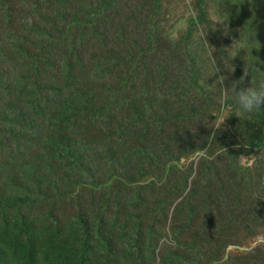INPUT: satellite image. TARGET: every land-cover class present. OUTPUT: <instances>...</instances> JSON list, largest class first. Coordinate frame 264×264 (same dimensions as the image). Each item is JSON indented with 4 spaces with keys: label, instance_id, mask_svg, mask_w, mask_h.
<instances>
[{
    "label": "rangeland",
    "instance_id": "1",
    "mask_svg": "<svg viewBox=\"0 0 264 264\" xmlns=\"http://www.w3.org/2000/svg\"><path fill=\"white\" fill-rule=\"evenodd\" d=\"M122 1H125V4L122 2L123 9L110 7V16L117 18V13L123 11V31L112 29L109 19H100L102 23L96 27L91 13L95 5L91 2L94 0H51L46 3L43 0L0 1V70L6 73L5 81L11 89L8 94L0 96V264H172L179 260L169 250L176 236L175 232L173 239L172 232L178 230L170 220V212L178 199L171 205L169 216L154 220L156 236L144 238L147 229L144 227L143 232L131 240L122 222L126 221L128 228H132L138 219L137 214L131 215L130 207L119 212L123 203L118 207H109L104 214V217L107 216L105 221L98 220L94 201L98 203L100 195L96 192L100 189L94 188L97 184L104 188L109 180L117 179L131 184L134 188L130 193L137 197L138 193L147 191L145 186L149 188L154 184L156 188L160 181L175 183L188 173L184 194L188 191L193 175H196L198 152L188 153L189 148L184 147V143L191 140L188 134L191 131L190 122L187 119L184 121L186 111L192 106L190 97L193 91L189 85L184 83L185 89H180V85L175 88L179 94L174 88L170 89L172 100L180 108L174 112L170 110L168 113L173 114L167 113L166 119L162 116L165 109L143 108L148 93H159L155 84L149 85V90L133 88L132 92L139 94L135 102H130L128 97L117 103L109 112L118 123L126 119L128 127L113 140L124 148L112 146L105 153L98 151L111 142L104 134V123L95 122L104 120L102 116L94 120V129L87 132L72 127L53 131L54 135L67 136L72 140L70 150H63V155H57L53 154L54 147L51 146L56 139L52 136L56 125L46 124L38 134L35 125L28 124V119L35 117L34 113L39 110H30L35 93L43 97L42 92L48 89L41 85L34 91V66L43 70L42 74L46 73L41 77L37 75L42 80L48 70L64 71L63 57L73 47L76 49V59L71 66L73 79L110 81L116 87L115 82L124 80L128 84H139L146 77L145 61L150 62L154 71L156 59L164 58L165 52L169 59L182 50L197 52L206 69L210 67L216 73L231 64L230 70H238V75H244L243 69H252L253 60L260 64L264 59L259 62L255 56L257 46L252 33L241 30L236 34L228 27L230 21L220 25L224 19H218V12L224 9L233 11L236 8L234 5H222L218 0H202L208 17L199 29L205 38L197 40L190 37L187 44L180 46L176 42L178 32L183 30L190 13L195 12L194 5L200 0ZM158 4H161L159 9ZM155 9L156 28L153 27L155 20L144 18L145 14H151ZM261 13L264 15V12ZM213 20L218 21L212 23ZM144 29L155 31V41L147 39ZM43 32L56 40L55 33L64 34L63 42L54 47L57 53H48L39 43L43 42ZM146 39L147 45L152 47L149 54L143 51ZM135 65L138 72L129 77L126 68ZM176 71L177 68L171 66L165 69L166 75ZM224 88L221 85V89ZM218 93L219 89L211 86L200 92L193 103H202L201 112L207 105L216 106V100L220 102ZM230 94L231 91H228V97ZM39 102L41 106H46L44 102ZM228 106V103H221L217 110L223 109L233 115ZM4 114H9L7 120H2ZM41 115L45 117L46 113L41 110ZM232 115L229 117L237 125L240 117ZM83 122H88V119L84 118ZM20 123L25 128L15 130L14 125L19 126ZM239 128L243 130L242 125ZM194 142L190 143L193 145ZM246 158V155L242 156L239 165L228 166L221 161L218 168L230 170L233 179H236L248 172L240 167L248 162ZM39 161H45L44 168H36ZM189 161H192L190 172L187 170ZM202 164L200 162L199 167H204ZM259 171L260 185L264 186V165ZM244 177L247 182L251 180L249 176ZM247 182L245 187L236 185L235 196L231 199L236 214L228 216L224 213L230 221L226 224L228 230L225 235L235 240H211L208 245L195 246L190 252L191 264H224L226 259H231L232 264H264V225L259 219L264 216V205L259 203L263 192L259 185ZM121 188L113 186L110 192L120 196ZM162 190L168 191V188L159 184L156 192L148 191L150 203L156 200L154 194ZM146 212L152 220L155 213L150 215L151 204ZM196 216L200 220L203 218L199 208ZM181 218L179 214L176 224H183ZM148 222L145 219V224ZM201 224L198 222L197 226ZM188 227L191 228V225ZM188 238L187 234L183 237L195 242V235ZM183 239L177 241L181 243ZM228 241L232 243L226 245ZM148 242H153V249ZM164 245L165 250H162Z\"/></svg>",
    "mask_w": 264,
    "mask_h": 264
},
{
    "label": "trees",
    "instance_id": "2",
    "mask_svg": "<svg viewBox=\"0 0 264 264\" xmlns=\"http://www.w3.org/2000/svg\"><path fill=\"white\" fill-rule=\"evenodd\" d=\"M0 1L3 2V0ZM43 1L46 3L51 0ZM218 1H220L222 5L227 4L236 6L233 11L223 8L224 10L218 12L220 15L218 19H224L220 25L223 26L225 23L228 24V21H230L231 24H228V27H230L229 29L236 31V34H238L241 30L249 32L248 34L252 33V39L255 36L253 42H255L257 46L255 48V56L259 62L263 61L264 15L261 12H264V0ZM122 2L125 4V1L122 0H94V2H91L93 5L95 4L94 10L91 13L96 27L100 26L102 23L99 21L100 19H109L111 21L112 29H120L123 31L124 26L121 23V15L123 11H119L117 13V18H112L110 16V7H116L117 10H121L123 9ZM159 5L161 4H158L157 9L160 8ZM204 7L205 2L202 0L196 2L193 8L195 12L190 13V17L187 19L185 27L183 30L178 32L179 39L176 41L178 45L183 46L187 44L190 37L197 40L202 39L199 25H203V21L208 17ZM157 9H155V11L151 14H145L144 18L155 20L154 17L157 16ZM217 21L218 20H213L212 23ZM157 23V20L153 22L154 28L157 27ZM50 27L54 32V28L52 26ZM164 32L168 36L167 31L164 30ZM143 33L144 35H147V39H154L155 41L154 30L144 29ZM55 36L58 40L47 37L46 33L43 32V42L39 41V43L43 45L42 47L50 54L57 53V50L54 49L55 45L63 42L61 40L65 39L63 33L57 32L55 33ZM229 36L232 38L230 33ZM147 39L143 51L149 54L152 47L147 45ZM182 39H185V41H182ZM45 41H47V43ZM235 42H237V39ZM75 50V48L70 47V51L65 53L63 63L66 65V68L64 71H58L54 68L51 72L48 70L47 76L43 80L38 79L37 75L41 77L46 73L42 74L43 70L41 71L37 65L34 66V72H36V79L32 82V85H34V91L41 87V85L47 86L48 89L42 92L44 93L43 97H39L40 93H35L36 96L30 105V110L33 112L34 109L39 110L34 113L35 117L28 119V124H34L38 134L41 130H43L42 128L46 124L56 125L52 129V136L56 137V139L51 143V146L54 147L52 150L53 154L57 153V155H63V150H70L72 144V140L70 138L67 136L60 137L58 135H54L53 131H63L66 127H72L75 129H82L87 132L94 129V120H97L102 116L105 117L104 120L95 122L98 124L104 123L106 132L103 133L107 134V136L111 139V142L99 148L98 151L105 153L106 151L111 150L112 146H120L124 148V145L116 144L118 142L114 141L113 138L114 136H118L122 130L128 127V122L126 119H122L118 123L117 120L113 118V114L109 111L111 110L112 112L114 110L113 107L117 103L128 97H130V102H135L139 94L133 93V88L140 87L144 90H149V85L154 86V84L156 90H159V93H148L145 99L144 96H141L146 103L143 108L150 109L151 107L153 110L165 109L162 114L164 119H166L167 113L170 110L173 109L172 112H174L175 109L180 108V105H175L172 100V90L170 89L174 88L173 90L179 94V90L175 88L180 85V89H183L184 83L189 85L193 91L190 97L192 106H190L191 109L188 108L186 111L187 116L184 118V121L187 119L190 122L189 125L191 127V131L188 132V134L191 137V140L189 143H184V147L189 148L190 151L188 153L194 150L199 151L201 149H206L207 147L206 157H197L196 175H193V183L190 185V188L185 194L184 189L187 186L186 177L188 173L175 183L160 181L159 184H161L162 187H167L168 191L162 190L158 192V194L155 193L154 196L156 200L153 203H150L151 199L148 197V191L156 192L159 184L156 188H154V184L150 185L149 188L145 186L144 189L147 191H144V193H138L137 197L132 196L130 191L133 186L125 181L111 179L104 185V188H102V185L97 184L94 188V190L100 189V191L96 192L100 195V198L96 201L98 203H95L94 201V209L97 211V219L105 221L107 216L104 217V214L109 207H113V205L118 207L124 203V206L121 209H118L119 212L130 207L131 215L136 213L138 216L135 224H132V228L130 229L128 228L126 221L122 222L125 224L131 240H134L137 234L139 235L143 232L144 227H147V229L143 237L150 239L152 236H156V233L154 232V228H156L154 220L169 216L168 213L171 205L178 199L170 212V220L172 224L178 227V230L172 232V238L174 239L175 232L176 236L173 245L169 246V250L173 252L176 259L179 260H177L178 262H172V264H183L184 260L185 264H191L192 259L190 252L195 246L198 247L200 244L208 245L211 240H235L230 236L225 235L228 230L226 228V224L230 221L224 213L228 216L234 215L235 208L233 207L231 199L235 196L236 185L240 187L246 186L247 181L244 176H249L251 178V180L247 183L260 186L263 196L260 198L259 203L264 205V186L260 185L262 179L259 178V170L262 165H264V107L255 110L251 114L246 113L239 116L240 118L237 125L234 120L229 117L231 120L230 124L229 118H227L224 125L220 126V129H214L221 112L217 109H219V105L221 103H228L230 112H232V116H234L235 113L239 111L235 98L231 92L227 101L222 102L224 96L223 91L225 88H227L228 91H231L230 84H232L235 80H239L242 76H244L243 86L249 85L255 87L261 80H264V62L259 64L252 59V69H243L246 76L243 74L238 75V70H235L234 68L230 70L231 66H233L231 64L223 66L222 70L215 73L210 67L206 69L207 66L202 64L201 56L197 52L193 53L190 50H182L179 55L173 56L170 59L166 57L167 52H165L164 58L158 57L156 59L157 65L154 71L150 66V62L145 61L144 72L146 77L143 78L139 84H128L126 80H124V82H115L114 84L116 87H114L110 81H97L93 78H91L92 80L90 81L85 79H73L71 66L76 59L74 56ZM216 58L219 59L218 56H216ZM168 66H171L172 68L176 67L177 71L175 73H171V75H166L165 69ZM126 71L129 77L134 76V74L138 72L137 65L127 67ZM5 76L6 73L0 70V96L6 95L11 91L9 83L5 81ZM8 76L10 77V75ZM23 76L24 78H27L26 74ZM221 78H224V89H221V85L218 83ZM211 86H216L219 89L218 100H220V102H217L216 100V106L207 105L201 112H199L201 110L202 103L196 102L195 105L193 102L195 98L199 96L200 92ZM239 86L240 85H238V87ZM39 100L44 102L46 106H41ZM41 110L46 113L45 117H42ZM31 113L32 112H29L28 114ZM8 115L9 114H4L2 120H7ZM195 116H197L198 119ZM84 118H87L88 122L84 123ZM13 120H15L14 117ZM241 125L243 130L239 128ZM14 128L16 130V128L21 129L25 127L20 123L19 126L14 125ZM213 131H215V133H213ZM145 134L146 133H144V135ZM192 140H195L193 145L190 143ZM244 144L248 145L247 149H245ZM236 145H239L240 147L237 148L235 147ZM245 155L247 156L246 159H248V162L246 163L247 165H241L240 167L244 171L248 172L239 175L236 179H233L230 170L226 168H218V164L221 161L226 163L228 166L230 164L239 165L240 158ZM200 162L203 163L202 165L204 167H199ZM190 163H192V161H189L188 163L187 170H189V172L191 168ZM45 165V161H39L36 168L41 169L44 168ZM113 186H122L120 196H114L111 194L110 190ZM134 191L135 190L132 192ZM174 194L176 195L172 196ZM150 204L152 208L150 215L155 213L152 220L148 217V212H146L147 207ZM198 208L203 215L201 220L198 216H196ZM123 213H126V211H123ZM262 213L264 215V208ZM179 214L182 216L180 220L183 224H176V218ZM187 217L188 221L186 223ZM145 219H148L150 222L145 224ZM259 219L264 225V216ZM198 222H202L200 225L202 227L200 229V226H197ZM190 225L191 228L188 227ZM185 234L189 235L188 239H190L191 235H195V242L193 243L191 240L183 239ZM179 239H183V241L179 243L177 241ZM152 243L153 242H148L151 249L154 248L152 247ZM230 243H232V241H228L226 245ZM226 248L224 251L225 254ZM162 250H165V245L162 246ZM224 264H232L231 259H226ZM233 264L239 263L236 262Z\"/></svg>",
    "mask_w": 264,
    "mask_h": 264
},
{
    "label": "clouds",
    "instance_id": "3",
    "mask_svg": "<svg viewBox=\"0 0 264 264\" xmlns=\"http://www.w3.org/2000/svg\"><path fill=\"white\" fill-rule=\"evenodd\" d=\"M201 37H204V34L201 33ZM205 42L206 39H205ZM209 56L211 57V53L209 52ZM212 63L215 64L214 58H212ZM246 76V74H244ZM218 83L220 85H224V78H221ZM238 85H240L238 87ZM244 85V76L240 77L239 80H235L231 86V92L235 98V102L238 105L239 111L235 113L237 117L242 116L244 114H251L255 110L264 107V80H261L255 87L252 86H243ZM228 99V89L225 88L223 101L226 102ZM230 113L224 112L221 109V112L218 117L217 124L215 125L214 129H220L221 125H224V122L227 117H229ZM215 133V131H213ZM235 147H240L236 145ZM245 149H247L248 145L244 144ZM198 158H205L206 157V149H201L196 153Z\"/></svg>",
    "mask_w": 264,
    "mask_h": 264
}]
</instances>
